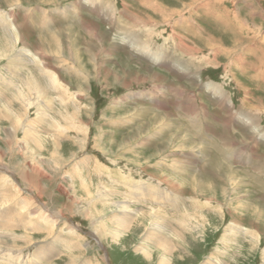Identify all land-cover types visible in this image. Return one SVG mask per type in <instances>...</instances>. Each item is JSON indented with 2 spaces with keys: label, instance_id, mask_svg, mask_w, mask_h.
I'll return each instance as SVG.
<instances>
[{
  "label": "rangeland",
  "instance_id": "obj_1",
  "mask_svg": "<svg viewBox=\"0 0 264 264\" xmlns=\"http://www.w3.org/2000/svg\"><path fill=\"white\" fill-rule=\"evenodd\" d=\"M0 43V264H264V0H0Z\"/></svg>",
  "mask_w": 264,
  "mask_h": 264
},
{
  "label": "bare ground",
  "instance_id": "obj_2",
  "mask_svg": "<svg viewBox=\"0 0 264 264\" xmlns=\"http://www.w3.org/2000/svg\"><path fill=\"white\" fill-rule=\"evenodd\" d=\"M146 25V24H145ZM15 27H16V25L15 24H9L8 25V27H7V30H8V32H11L12 31V34H9L8 33V36H10V38H11V40H12V43H14V45L13 46H11V48H14L15 47V43H18V42H21V39H20V37H18L19 35H18V33H15L16 31H15ZM241 28V27H240ZM15 33V34H14ZM9 38V37H8ZM8 38H6V40H8V41H10ZM126 38V37H125ZM4 41V40H3ZM51 41V40H50ZM137 42H139V41H137ZM142 42V41H141ZM4 43V42H3ZM11 43V44H12ZM130 43V42H129ZM134 43V42H133ZM132 43V44H133ZM0 44H2V43H0ZM8 44V43H7ZM213 44V43H212ZM8 46V45H7ZM3 47V46H2ZM143 48H148V47H146V46H142ZM5 48V47H4ZM23 48V50H24V52L25 53H27V55H29V56H32V59H34V58H37V56L36 55H33V53L32 52H30L29 50V48L28 47H25V46H23L22 47ZM6 49V48H5ZM7 50V49H6ZM145 52H147L146 50H145ZM147 55L148 54H151L150 52L148 53H146ZM159 55V54H158ZM158 55H156L155 54V58H157L158 57ZM154 57V56H153ZM259 58H260V56H259ZM77 61V60H76ZM48 69V68H47ZM83 69V68H82ZM50 72V71H49ZM49 75H50V73H48ZM52 76H53V78H54V76H55V73L54 72H52ZM57 77V76H56ZM54 79H56V78H54ZM39 80V79H38ZM30 82V81H29ZM11 89L13 90V84L11 83ZM9 88V87H8ZM37 90V89H36ZM14 91V90H13ZM2 92V91H1ZM0 92V93H1ZM219 91L218 90H216V93H218ZM3 98H2V101L5 99V95L4 96H2ZM14 97H15V95H14ZM13 97V98H14ZM41 97V96H40ZM8 99V98H7ZM7 99H5L6 101H5V105H3L4 107H6V106H9V108H10V103H11V101H9V100H7ZM4 102V101H3ZM48 103V102H47ZM12 104V103H11ZM12 107V106H11ZM5 115V114H4ZM14 115V114H13ZM4 117V116H3ZM6 118V117H5ZM12 118V117H11ZM40 119V118H39ZM35 130V129H34ZM33 131V130H32ZM28 132V131H27ZM38 133V132H37ZM219 162V161H218ZM231 173V172H230ZM27 174V173H26ZM29 174V173H28ZM23 175L24 176V179L27 181V182H29L30 184L31 183H33L34 184V182H32V180H31V177H30V175ZM234 175V174H233ZM28 179V180H27ZM162 183H163V180L161 181ZM167 182H169V181H167ZM166 184V183H165ZM173 186V183L171 182H169L168 184H166V186L169 188V190H174V189H172L173 187H171V186ZM175 186V185H174ZM121 222H123V220H121ZM155 223V222H154ZM183 229V228H182ZM184 230V229H183ZM150 232V231H149ZM149 232H147L146 234L149 236ZM216 232V231H215ZM101 236V235H100ZM166 241V243L165 244H169L168 243V240L165 238L164 239V242Z\"/></svg>",
  "mask_w": 264,
  "mask_h": 264
}]
</instances>
